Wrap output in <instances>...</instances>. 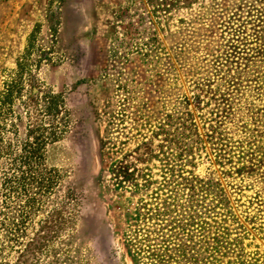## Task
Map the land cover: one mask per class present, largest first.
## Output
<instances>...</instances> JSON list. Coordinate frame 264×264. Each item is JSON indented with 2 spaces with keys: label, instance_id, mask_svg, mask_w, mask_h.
<instances>
[{
  "label": "rangeland",
  "instance_id": "rangeland-1",
  "mask_svg": "<svg viewBox=\"0 0 264 264\" xmlns=\"http://www.w3.org/2000/svg\"><path fill=\"white\" fill-rule=\"evenodd\" d=\"M31 34L67 130L0 264H264V0H0V99Z\"/></svg>",
  "mask_w": 264,
  "mask_h": 264
},
{
  "label": "trees",
  "instance_id": "trees-1",
  "mask_svg": "<svg viewBox=\"0 0 264 264\" xmlns=\"http://www.w3.org/2000/svg\"><path fill=\"white\" fill-rule=\"evenodd\" d=\"M32 37L33 34L29 36L25 53L18 61L11 81L6 82L0 99V144L3 143V147H0V222L11 208V204L27 194L31 186L37 182L42 181L41 187L45 193L51 191L53 172L43 167L46 147L63 137L67 130V125L63 121L65 113L63 96L39 79L37 75L39 68L36 67L41 66L42 61L31 63ZM115 49L116 47L112 48V55L115 54ZM17 107L23 111L26 120V134L22 138L17 126L21 121V116L15 110ZM144 145V151L149 155L152 148L148 143ZM47 179V183L44 184L43 180ZM30 202L31 200H28V205ZM25 214H21L22 218ZM62 214L61 211L52 213L46 221L43 234L46 230L48 232L58 226L56 223L60 222ZM50 224H53V227ZM38 240L39 238L33 239L27 245L26 253L32 251L34 243ZM215 240L219 245V239ZM213 249L217 250L216 247ZM211 264L223 263L213 258ZM226 264H261V262L256 257L247 260L241 254L237 260H229Z\"/></svg>",
  "mask_w": 264,
  "mask_h": 264
}]
</instances>
